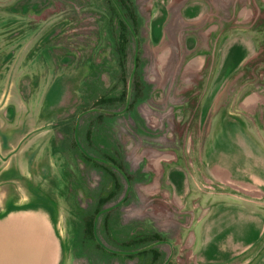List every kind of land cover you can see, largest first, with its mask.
Segmentation results:
<instances>
[{
    "label": "rangeland",
    "instance_id": "rangeland-1",
    "mask_svg": "<svg viewBox=\"0 0 264 264\" xmlns=\"http://www.w3.org/2000/svg\"><path fill=\"white\" fill-rule=\"evenodd\" d=\"M187 1L132 0L141 97L126 114L117 103L100 115L95 101L123 89L115 0H0V213L43 208L60 264H264V0H214L202 26L183 19ZM103 152L125 164L134 207L107 226L99 218L93 241L85 221L109 187L84 154ZM233 208L251 241L228 249L247 251L210 260ZM110 224L120 246L106 237ZM138 237L144 246L130 245ZM152 249L156 261L144 255Z\"/></svg>",
    "mask_w": 264,
    "mask_h": 264
},
{
    "label": "trees",
    "instance_id": "trees-1",
    "mask_svg": "<svg viewBox=\"0 0 264 264\" xmlns=\"http://www.w3.org/2000/svg\"><path fill=\"white\" fill-rule=\"evenodd\" d=\"M115 2L117 3V7H120V9L118 7V11L120 13L118 16L119 40L116 44V52L118 55H120L119 60L121 64V71L123 73V89L119 97L105 98L104 96H101L98 100L95 101V106L92 108V111H99L100 113L96 114L100 115L103 114V111L101 112V109H99V107H104L103 109L109 110L110 108L108 109L106 107L107 105H113L117 103H122V107H118L120 109L118 110L117 114H126L127 112L131 111L133 103L141 97V94L135 95L132 93V91L134 92V90L137 88V85L141 84L139 80L140 39L137 28V17L134 12L132 0H115ZM130 61L132 62V66L129 65ZM102 120L103 116H98L96 125L99 124V122L101 123ZM94 132V127L93 129L90 127L86 132V138L90 142L92 141L91 137L93 136ZM108 147L112 148L113 146L108 145ZM84 155L86 156L87 160L97 163L98 167H101L105 170L106 175H102L101 182L103 183L106 181L105 183L109 187L107 192L102 191L100 193L101 197H99L98 202H96V204L94 205L95 207L92 213L87 216V219L85 221L84 237L94 241L95 225L97 224L99 218H103L106 216L105 220L107 226V219L109 215H118L119 213V215L125 216L129 214V211L133 210L134 206L130 195V182L129 178L126 176L125 164H121L116 159H113V157L106 152H103V158L96 160L90 158L89 156H87V154ZM105 172H103V174H105ZM115 172H118L126 180V189L120 183L118 179L119 177ZM128 222L129 221L125 222L126 226ZM115 226L116 225L110 224V226L108 225V229H106V237H108L109 240H111V242L113 243L111 247L120 246L114 238V234L116 232ZM152 237L158 240V242L161 241L158 234H155ZM142 238L143 237H138L133 239V241L130 242V245L140 244L144 246V240ZM98 249L103 253L111 254V256H113L114 254L116 255V252H113V248L105 250L101 246L97 245V251ZM148 254H153L154 261L159 258V253L153 249L144 252V255Z\"/></svg>",
    "mask_w": 264,
    "mask_h": 264
},
{
    "label": "water",
    "instance_id": "water-1",
    "mask_svg": "<svg viewBox=\"0 0 264 264\" xmlns=\"http://www.w3.org/2000/svg\"><path fill=\"white\" fill-rule=\"evenodd\" d=\"M54 219L43 208L20 205L0 213V264H58Z\"/></svg>",
    "mask_w": 264,
    "mask_h": 264
},
{
    "label": "crops",
    "instance_id": "crops-1",
    "mask_svg": "<svg viewBox=\"0 0 264 264\" xmlns=\"http://www.w3.org/2000/svg\"><path fill=\"white\" fill-rule=\"evenodd\" d=\"M192 0H189V2H185L184 5L180 8L181 11V15L183 17V19L187 22H193L196 24V26H202V25H206L208 22H210L212 19H214V11H215V2L214 0H194L192 3H190ZM214 2V3H213ZM218 3V2H217ZM215 5V6H214ZM218 8V7H217ZM168 11V7L166 8ZM165 11V14L163 16L164 18V22H166L168 20V12ZM164 25V24H163ZM208 25V24H207ZM241 49V48H240ZM239 49V51H240ZM250 54H247V56H245L244 58H242L240 60V62L235 65V67L239 68L241 67L245 61H247V59L250 58ZM209 107V106H208ZM209 108L206 109V111H208ZM234 210H232V215L229 216H221L222 218V226H219L218 229H220V227H222V232L220 235H215V233L213 232L212 236L216 237L214 239H218V244H219V249L216 248V244L215 245V249H213V247L210 249V247L206 248L205 250V255L204 256H209L210 260H224V261H229L232 260V258H235L239 255H244L247 251V249L245 251H242L238 254L233 253L231 251H229L228 247L230 246L231 243H233V245H237V244H243L244 246H246V248H248L249 246V242L251 241H247L245 239V237L241 236V228L246 227L245 223H244V219L245 222L246 218H242L240 215H236V212H239L237 209L238 208H233ZM247 230L248 228L251 229V226L246 227ZM59 245L61 247V252H60V260L59 263H61L62 257H63V249H62V241L59 238ZM196 243L194 244L195 247ZM214 245V243H213ZM208 249V250H207ZM201 256V253L197 252L195 253V257L198 259ZM208 260V259H206Z\"/></svg>",
    "mask_w": 264,
    "mask_h": 264
}]
</instances>
